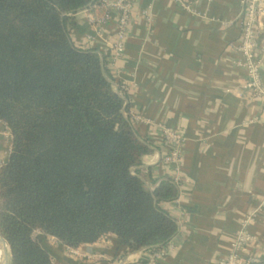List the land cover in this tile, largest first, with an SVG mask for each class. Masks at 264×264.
Returning a JSON list of instances; mask_svg holds the SVG:
<instances>
[{"label": "crops", "instance_id": "crops-1", "mask_svg": "<svg viewBox=\"0 0 264 264\" xmlns=\"http://www.w3.org/2000/svg\"><path fill=\"white\" fill-rule=\"evenodd\" d=\"M130 3L124 50L115 59L116 10L104 25L88 17L97 16L100 8L81 10L70 16L68 29L75 45L108 55L111 81L129 107L125 114L135 117V131L151 149L135 168L142 179L150 189V175L156 186L166 177L180 179L177 200L161 204L178 232L160 264H220L246 221L255 240L243 255L264 261V97L249 90L239 65L243 0H193L188 10L175 0ZM254 58L264 87V27ZM165 128L184 138L179 166L166 161ZM11 144L10 130L0 121V166ZM36 237L54 264L151 260L147 249L130 252L113 234L78 248L82 256L41 232Z\"/></svg>", "mask_w": 264, "mask_h": 264}, {"label": "trees", "instance_id": "trees-1", "mask_svg": "<svg viewBox=\"0 0 264 264\" xmlns=\"http://www.w3.org/2000/svg\"><path fill=\"white\" fill-rule=\"evenodd\" d=\"M100 0H0V121L12 137L0 167V232L11 264H53L41 232L78 249L108 234L130 252L166 247L177 222L161 206L171 177H141V142L106 67L75 45L70 16ZM104 59V64L102 62Z\"/></svg>", "mask_w": 264, "mask_h": 264}, {"label": "built area", "instance_id": "built-area-1", "mask_svg": "<svg viewBox=\"0 0 264 264\" xmlns=\"http://www.w3.org/2000/svg\"><path fill=\"white\" fill-rule=\"evenodd\" d=\"M176 3L184 9H190L193 0H175ZM264 0H243L244 10L239 18L241 35L239 40L238 50L242 55V60L239 65L245 69L248 76L247 87L253 92L255 96L264 97V87L261 79V69L259 64L255 61L254 53L261 43V34L264 25L262 18L264 17ZM100 13L92 18V14H88L90 19L98 25H104L111 19V10L118 12V20L116 27L117 41L113 44V58L122 55L124 50V40L126 37L127 27L131 19V3L130 0H100ZM137 118V117H136ZM138 119V118H137ZM132 122L135 117L131 116ZM163 138L170 147L169 155L166 158L167 162H171L179 166L182 159V146L184 143L183 136L172 129H163ZM1 167V166H0ZM177 183L180 179L173 178ZM264 208V202L261 206ZM246 221L244 228L236 235L231 247L230 254L221 261L220 264H264L258 258H245L243 252L245 248L255 240L247 230ZM68 248V247H67ZM68 251L75 256H82L78 249L68 248ZM170 251V243L156 252H150L151 260L149 264H160Z\"/></svg>", "mask_w": 264, "mask_h": 264}, {"label": "water", "instance_id": "water-1", "mask_svg": "<svg viewBox=\"0 0 264 264\" xmlns=\"http://www.w3.org/2000/svg\"><path fill=\"white\" fill-rule=\"evenodd\" d=\"M102 62L104 64V59H102ZM117 93L120 95V92L117 91ZM121 96V95H120ZM122 97V96H121ZM123 98V97H122ZM125 101V100H124ZM126 104L124 108V112L126 110ZM143 142V141H141ZM0 249L4 252L5 255H1L0 257V264H11L12 261V255H11V250L8 242L6 239L3 237L2 233L0 232Z\"/></svg>", "mask_w": 264, "mask_h": 264}, {"label": "bare ground", "instance_id": "bare-ground-1", "mask_svg": "<svg viewBox=\"0 0 264 264\" xmlns=\"http://www.w3.org/2000/svg\"><path fill=\"white\" fill-rule=\"evenodd\" d=\"M2 255H5L3 251H2Z\"/></svg>", "mask_w": 264, "mask_h": 264}, {"label": "rangeland", "instance_id": "rangeland-1", "mask_svg": "<svg viewBox=\"0 0 264 264\" xmlns=\"http://www.w3.org/2000/svg\"><path fill=\"white\" fill-rule=\"evenodd\" d=\"M54 264V263H53Z\"/></svg>", "mask_w": 264, "mask_h": 264}]
</instances>
